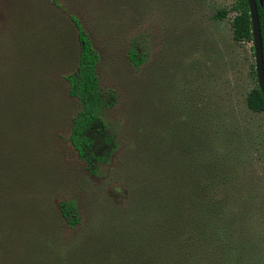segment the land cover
Here are the masks:
<instances>
[{"label": "rangeland", "instance_id": "374dc122", "mask_svg": "<svg viewBox=\"0 0 264 264\" xmlns=\"http://www.w3.org/2000/svg\"><path fill=\"white\" fill-rule=\"evenodd\" d=\"M236 2L0 0V135L11 139L6 147L24 149L22 131L25 137L41 131V95L33 78L44 70L56 76L59 65L50 57V50L53 58L56 54V40L49 28L57 24L53 9L62 5L79 14L100 55L97 72L112 130L124 137L126 126L134 122L151 125L161 136L166 132L181 136L194 124L196 132L216 147L212 162L218 186L209 190L208 197L221 201L227 247L233 248L240 264H264V111H254L247 104L248 93L258 83L255 51L253 40L233 37ZM223 8L229 10L227 16L216 18ZM133 41L140 65L129 56ZM21 75L23 83L31 85L30 94L24 96L15 85L21 83ZM57 129L68 134L61 125ZM57 138L52 146L59 142ZM58 146L68 152L69 162L83 167L69 141ZM76 181L62 196L76 197L86 215L88 189L81 177ZM1 182L0 178V253L9 257L16 252L24 264L53 263L52 246L40 248L49 245L47 240L24 243L28 235L23 224L4 217L12 208L14 214V199L12 189ZM65 234L71 237L72 230L66 228Z\"/></svg>", "mask_w": 264, "mask_h": 264}, {"label": "trees", "instance_id": "16d2710c", "mask_svg": "<svg viewBox=\"0 0 264 264\" xmlns=\"http://www.w3.org/2000/svg\"><path fill=\"white\" fill-rule=\"evenodd\" d=\"M58 6L53 9L57 24L49 28L56 40L54 58L50 50L59 65L56 76L44 70L33 78L41 95V131L30 137L22 131L26 146L19 151L7 148L11 139L0 135L1 183L12 189L14 199V214L12 208L4 217L23 224L28 235L24 243L49 242L45 248L40 245L55 250L50 249L53 263L45 264H240L227 247L221 201L208 197L218 186L215 145L192 123L181 136H161L151 125L134 122L126 126L124 137L115 133L105 116L108 104L97 72L100 55L79 14ZM257 8L264 48V0H257ZM234 9L233 37L252 41L248 0H237ZM228 12L219 9L215 17ZM129 56L140 65L135 41ZM23 75L15 84L22 96L31 89ZM247 104L264 111L258 83ZM60 125L68 134L54 130ZM56 138L59 142L52 146ZM67 141L77 151L81 169L69 162L67 151H60L58 145ZM78 177L88 189L86 215L76 197L62 196ZM93 177L104 181L96 183ZM66 228L72 230L69 238ZM9 254L0 253V264H24L16 252Z\"/></svg>", "mask_w": 264, "mask_h": 264}, {"label": "water", "instance_id": "95a60500", "mask_svg": "<svg viewBox=\"0 0 264 264\" xmlns=\"http://www.w3.org/2000/svg\"><path fill=\"white\" fill-rule=\"evenodd\" d=\"M260 2H262V0H260ZM248 3L251 14L257 81L264 96V48L258 16L257 0H248Z\"/></svg>", "mask_w": 264, "mask_h": 264}]
</instances>
